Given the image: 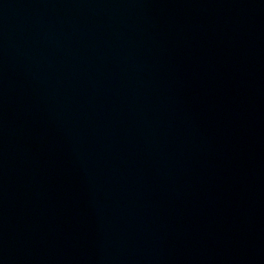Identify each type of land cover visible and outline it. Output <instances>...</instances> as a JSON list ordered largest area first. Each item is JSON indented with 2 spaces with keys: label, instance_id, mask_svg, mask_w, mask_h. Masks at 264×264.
<instances>
[{
  "label": "water",
  "instance_id": "1",
  "mask_svg": "<svg viewBox=\"0 0 264 264\" xmlns=\"http://www.w3.org/2000/svg\"><path fill=\"white\" fill-rule=\"evenodd\" d=\"M0 264H264V0H0Z\"/></svg>",
  "mask_w": 264,
  "mask_h": 264
}]
</instances>
